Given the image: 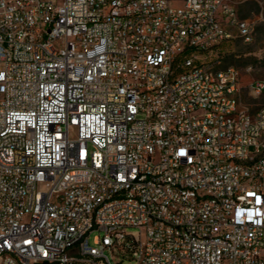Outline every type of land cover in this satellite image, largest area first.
Wrapping results in <instances>:
<instances>
[{
	"label": "built area",
	"instance_id": "built-area-1",
	"mask_svg": "<svg viewBox=\"0 0 264 264\" xmlns=\"http://www.w3.org/2000/svg\"><path fill=\"white\" fill-rule=\"evenodd\" d=\"M232 29L234 0H0V264H264Z\"/></svg>",
	"mask_w": 264,
	"mask_h": 264
},
{
	"label": "rangeland",
	"instance_id": "rangeland-1",
	"mask_svg": "<svg viewBox=\"0 0 264 264\" xmlns=\"http://www.w3.org/2000/svg\"><path fill=\"white\" fill-rule=\"evenodd\" d=\"M240 16L255 26L253 38L246 41L236 29H232V37L223 42L209 60L219 55L222 65H235L241 71L243 86L242 100L251 110H257L264 104V93L254 96L249 91L252 80H264V0H234ZM123 264H129L124 261Z\"/></svg>",
	"mask_w": 264,
	"mask_h": 264
}]
</instances>
